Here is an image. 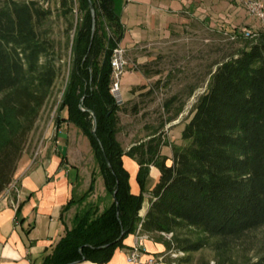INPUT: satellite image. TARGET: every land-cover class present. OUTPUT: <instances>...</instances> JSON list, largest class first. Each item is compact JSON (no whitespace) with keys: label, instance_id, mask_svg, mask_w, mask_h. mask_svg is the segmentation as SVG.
<instances>
[{"label":"trees","instance_id":"1","mask_svg":"<svg viewBox=\"0 0 264 264\" xmlns=\"http://www.w3.org/2000/svg\"><path fill=\"white\" fill-rule=\"evenodd\" d=\"M75 3L82 23L56 127L73 124L89 139L111 204L77 213L42 264H107L139 227L151 236L170 234L166 249L187 255L183 261L212 248L220 264H264V254L244 262L229 255L233 242L264 228V35L219 63L182 129V145L169 144L158 131L126 151L118 139L123 104L111 91V60L124 36L121 18L114 0H61L67 15ZM51 15L34 0H0V194L13 183L59 78L55 45L45 28ZM74 28L70 22L69 32ZM139 90L138 96L152 92L146 86ZM165 146L171 147V157L162 154ZM124 156L139 166V195L131 191ZM151 166L160 179L149 190ZM96 183L93 173L82 201ZM146 198L150 207L142 218Z\"/></svg>","mask_w":264,"mask_h":264},{"label":"rangeland","instance_id":"2","mask_svg":"<svg viewBox=\"0 0 264 264\" xmlns=\"http://www.w3.org/2000/svg\"><path fill=\"white\" fill-rule=\"evenodd\" d=\"M18 1L30 2L33 0ZM34 1L39 2L42 7L52 12L45 28L49 31V37L55 45V64L59 78L52 97L43 110L37 128L31 136L30 146L26 153L30 159H36L46 144L54 141L56 135L62 131V135L67 138L72 163L79 170L84 171L87 177L91 173H96L97 185L98 182L100 183L99 187L96 185V189L97 192H100V188L104 187L103 179L99 173V164L89 139L73 124L66 125L60 130L56 127V120L68 84L75 35L77 28L82 23V15L78 11L77 3L74 4L73 12L67 15L61 0ZM180 1L187 7L195 4L187 2V0ZM246 1L248 0H203L201 5V10L205 12L203 24L190 22L188 25H184V30L173 31L168 41L162 42L156 47L139 49L136 51V55H133L134 57L128 52V57L133 62L134 68L127 69L132 74L122 76L121 94L126 97L127 90L131 85H136V93L139 92L142 81L152 92L145 96L136 94L135 100L123 105V111L119 114L118 139L124 149L134 143L138 145L146 142L148 137L158 131L163 132V139L169 144H183L181 131L191 118L198 100L206 92L211 74L217 69L219 63L235 55L245 43L257 41L264 35V23L249 13L245 5ZM257 1L264 5V0ZM114 2L121 19L130 22L131 25L139 26L136 27V38L139 39L150 31L156 9L177 10L175 3L167 1L136 0V5L128 9L126 8L127 0H114ZM171 19L173 21L175 15L171 16ZM70 22L75 26L71 32H69ZM169 23L170 21H167L166 24ZM186 26L188 28H185ZM244 32H250L252 36H243ZM127 42L128 39L124 44ZM173 99L176 101L168 109L167 103ZM135 105L136 110H133ZM178 112L180 114L174 121L166 123ZM162 126L164 127L162 128ZM64 147L63 145V152L65 151ZM149 180L150 173L147 187L152 185V180ZM13 184L17 187V184ZM13 190L15 189L13 188ZM96 199L100 201V206H104V197L97 195ZM84 211L80 210L78 213L82 214ZM161 237L167 241L172 238L170 234L161 235ZM263 254L264 228H260L233 242L229 255L233 261L244 262L256 261ZM187 257V255L178 254L176 251H168L163 261L168 264H220L221 260L212 248L193 253L190 256V261H183Z\"/></svg>","mask_w":264,"mask_h":264},{"label":"crops","instance_id":"3","mask_svg":"<svg viewBox=\"0 0 264 264\" xmlns=\"http://www.w3.org/2000/svg\"><path fill=\"white\" fill-rule=\"evenodd\" d=\"M155 1L173 2L177 5V10L156 9L157 13L155 11L153 14L152 27L142 38H136L138 25H131L130 22L121 19L124 27L121 46L127 49L132 56L136 55V51L139 49L156 47V45L168 41L173 31L184 30V25H188L190 22L203 24L205 21V12L201 10L203 0H187V2L195 3L190 7L184 5L180 0ZM134 5H136V0H127V9ZM115 10L117 12L116 5ZM174 15L175 19L172 21L171 16ZM167 21H170L168 25ZM126 39L128 42L124 44ZM124 74H132V72L127 71ZM141 86H145L144 81ZM138 93H136V85H131L127 90L126 97L121 94L122 104L126 105L135 100ZM63 145L65 146L64 152ZM134 145L136 144L129 145L125 150H129ZM68 146L66 136L62 135V131H60L54 141L46 144L36 159H30L25 153L13 181L17 187L11 192L10 187L0 194V264H42L45 256L52 251L66 230L72 228L74 218L80 210L97 205L102 211L111 204V197L105 189L104 182V187L100 188V192H97L95 188L93 193L83 201L81 200L90 188L93 173L87 177L84 171L79 170L72 163ZM162 154L171 157V147H163ZM123 162L130 173L131 191L134 195H139L141 189L136 179L139 166L135 160L128 156L123 157ZM150 168L149 181L152 180V185L147 188L152 190L159 182L160 171L154 166ZM99 184V182L98 185L96 183L98 187ZM97 195L104 197V206L99 205L100 201L96 199ZM71 200H74L75 203L70 210L64 211ZM149 207L150 200L146 198L140 212L142 218L146 216ZM164 241L165 239L161 235H152L145 244L146 253L143 255L142 262L154 257L157 260L156 264H168L163 261L168 253ZM134 243L135 235L133 234L124 241L123 248L116 250L113 258L107 264H140L132 263L129 260ZM80 264L96 263L84 262Z\"/></svg>","mask_w":264,"mask_h":264},{"label":"built area","instance_id":"4","mask_svg":"<svg viewBox=\"0 0 264 264\" xmlns=\"http://www.w3.org/2000/svg\"><path fill=\"white\" fill-rule=\"evenodd\" d=\"M245 5L252 16L258 18L264 23V5L260 1L248 0L245 2ZM243 36L251 37L252 34L250 32H244ZM111 64L113 68V84L111 91L117 98L118 102L122 103L120 81L127 69L134 68V64L128 57V50L122 47L121 44H119L118 47L114 50ZM10 187V192L11 190H13V188H16L14 184H11L9 188ZM134 235L135 243L129 254L130 262L140 264H156V258L154 257H151L142 262L143 255L146 253L145 244L148 240H150L151 235L142 233L140 227Z\"/></svg>","mask_w":264,"mask_h":264},{"label":"water","instance_id":"5","mask_svg":"<svg viewBox=\"0 0 264 264\" xmlns=\"http://www.w3.org/2000/svg\"><path fill=\"white\" fill-rule=\"evenodd\" d=\"M90 8H91V13H92V18H93V34H94L95 28H96V12H95V8H94L92 2H90ZM108 166L110 167L109 162H108Z\"/></svg>","mask_w":264,"mask_h":264}]
</instances>
